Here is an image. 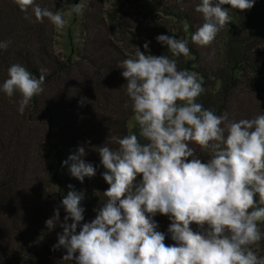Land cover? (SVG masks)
Returning <instances> with one entry per match:
<instances>
[{"label": "clouds", "instance_id": "clouds-1", "mask_svg": "<svg viewBox=\"0 0 264 264\" xmlns=\"http://www.w3.org/2000/svg\"><path fill=\"white\" fill-rule=\"evenodd\" d=\"M13 2L30 22L29 10L35 22L47 18L57 30L68 24L60 10L53 12L36 0ZM254 3L201 0L195 11L204 23L191 42L208 46L231 22L230 10L223 5L244 12ZM73 8L82 13L81 5ZM156 40L173 57L190 54L187 39L161 34ZM10 43L0 42V49L7 50ZM149 43L143 45L145 52L137 47L134 57L119 65L139 136L112 135L107 140L117 147H96L109 185L105 200L94 209L95 218L82 223L85 190L69 184L67 195L45 222L49 230L57 225L63 229L52 250L64 249L62 261L67 264H264L252 247L264 239V112L230 121L227 112L217 115L205 109L197 102L205 91L199 74L178 70L177 61L167 55L146 54ZM46 72L40 69L36 78L21 64H13L0 91L9 98L19 93L18 111L23 114L44 91ZM193 144L208 153V159L196 156ZM86 155L82 145L62 162L81 183L97 171L83 159ZM61 208L66 213L63 221ZM157 214L169 218L167 232L175 243H165L166 235L154 219Z\"/></svg>", "mask_w": 264, "mask_h": 264}, {"label": "trees", "instance_id": "trees-1", "mask_svg": "<svg viewBox=\"0 0 264 264\" xmlns=\"http://www.w3.org/2000/svg\"><path fill=\"white\" fill-rule=\"evenodd\" d=\"M98 1L89 2L82 49L64 57L53 48V25L47 18L35 22L29 10L30 22L13 0H0V42L11 41L7 50L0 49V85L13 64H21L36 78L40 69H47L44 91L23 114L18 111L19 93L9 98L0 91V264H67L62 261L64 249L52 250L63 229L57 225L49 230L45 222L67 195L69 184L85 190L82 223L91 222L97 214L94 209L102 207L109 185L96 147L104 143L117 147L107 140L112 135L139 136L138 125L128 128L134 113L119 68L123 60L134 57L137 47L145 52L143 45L150 42L146 54L167 55L177 61L178 70L197 72L205 88L197 102L217 115L228 113L235 92L264 95V0H255L244 12L223 5L230 10L231 22L208 46L191 42V35L204 23L203 15L195 11L201 0H124L131 11H109L104 1L100 7ZM36 3L58 10L54 0ZM138 3L142 14L134 6ZM98 8L101 15L95 14ZM161 34L187 39L189 56L173 57L166 45L157 42ZM261 112L264 103L256 116ZM141 142L146 143L143 138ZM82 145L87 152L83 159L97 169L83 183L62 166ZM190 146L196 156L208 159L197 145ZM64 215L61 208V221ZM154 219L158 231L166 235L165 243H175L167 232L169 218L157 214ZM258 244L253 250L264 257V239Z\"/></svg>", "mask_w": 264, "mask_h": 264}, {"label": "rangeland", "instance_id": "rangeland-1", "mask_svg": "<svg viewBox=\"0 0 264 264\" xmlns=\"http://www.w3.org/2000/svg\"><path fill=\"white\" fill-rule=\"evenodd\" d=\"M58 4V10L62 12L64 18L68 20V24L62 30H57L55 26H52V42L53 48L57 54L61 56H69L71 52H80L84 43V25L85 15H87L88 5L90 0H54ZM106 3V7L109 11L116 10L118 8H124L129 11L132 10L130 5L124 4V0H100L98 1L99 7L101 2ZM79 4L82 6V13L76 14L73 6ZM138 7L137 11L143 13L142 3L134 4ZM100 8L95 11V14L101 15ZM264 95H248L243 92H235L231 98V104L228 111V119L230 121H239L241 119H252L256 116L260 105L263 102ZM137 125L134 120V116L128 120L129 130H133ZM261 231L264 232V224L260 225ZM257 247H260L259 244Z\"/></svg>", "mask_w": 264, "mask_h": 264}]
</instances>
